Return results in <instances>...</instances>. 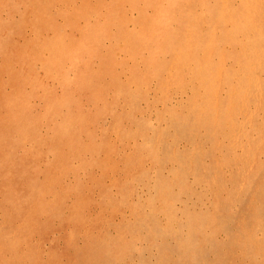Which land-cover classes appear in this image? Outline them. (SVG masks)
<instances>
[{
  "label": "rangeland",
  "instance_id": "374dc122",
  "mask_svg": "<svg viewBox=\"0 0 264 264\" xmlns=\"http://www.w3.org/2000/svg\"><path fill=\"white\" fill-rule=\"evenodd\" d=\"M0 264H264V0H0Z\"/></svg>",
  "mask_w": 264,
  "mask_h": 264
}]
</instances>
